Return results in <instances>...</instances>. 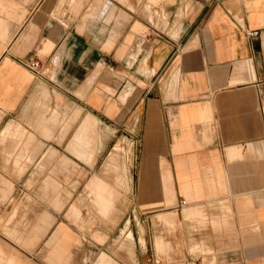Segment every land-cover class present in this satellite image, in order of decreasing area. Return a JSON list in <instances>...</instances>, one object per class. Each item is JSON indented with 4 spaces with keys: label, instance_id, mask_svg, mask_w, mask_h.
Instances as JSON below:
<instances>
[{
    "label": "crops",
    "instance_id": "1",
    "mask_svg": "<svg viewBox=\"0 0 264 264\" xmlns=\"http://www.w3.org/2000/svg\"><path fill=\"white\" fill-rule=\"evenodd\" d=\"M261 93L264 0H0V264H264Z\"/></svg>",
    "mask_w": 264,
    "mask_h": 264
},
{
    "label": "built area",
    "instance_id": "2",
    "mask_svg": "<svg viewBox=\"0 0 264 264\" xmlns=\"http://www.w3.org/2000/svg\"><path fill=\"white\" fill-rule=\"evenodd\" d=\"M257 30L252 29L249 30L247 33L249 35L257 34ZM21 63L24 64L33 74L39 73L40 68V61L35 57H28L27 59H21ZM260 96L264 98V93H261ZM180 202H184L183 199L180 200Z\"/></svg>",
    "mask_w": 264,
    "mask_h": 264
},
{
    "label": "rangeland",
    "instance_id": "3",
    "mask_svg": "<svg viewBox=\"0 0 264 264\" xmlns=\"http://www.w3.org/2000/svg\"><path fill=\"white\" fill-rule=\"evenodd\" d=\"M20 203H21V200L18 199L17 202L15 203V205H19ZM17 217H18V215H17ZM18 248H24V246H21V247H18ZM46 264H49V263L46 262Z\"/></svg>",
    "mask_w": 264,
    "mask_h": 264
}]
</instances>
